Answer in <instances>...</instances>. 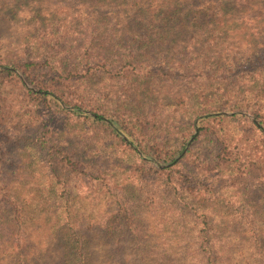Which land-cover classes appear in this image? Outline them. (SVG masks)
<instances>
[{"label":"trees","instance_id":"obj_1","mask_svg":"<svg viewBox=\"0 0 264 264\" xmlns=\"http://www.w3.org/2000/svg\"><path fill=\"white\" fill-rule=\"evenodd\" d=\"M62 2L68 1L0 0V33L5 23L17 18L19 4L23 5V11L29 9L25 19L34 22L33 28L21 31L23 55L11 62H0V81L17 82L24 88L25 95L48 107L58 106L78 122L89 120L107 129L118 148L105 150V160L112 161L113 165L99 168L96 173H100L101 187L104 186L116 201L115 210L111 207L110 211L115 213L114 218L101 225L106 231L104 238L109 240L107 244L114 243L112 253L115 250L119 256L118 264H236L229 233L232 227L241 229L243 223L248 232L247 251L261 259L259 264H264V253L260 254L264 238L252 208L235 207L233 211L242 219H221V223H216L207 212L198 210L188 201L192 189L218 199L224 186L240 188L237 187L241 186L240 175L228 178L229 182H219L220 177L214 174L203 175L197 167L189 165L191 157L200 156V152L193 153V144L183 154L190 139L188 135L173 145H168L164 139L159 141L146 128L143 107L130 106L121 97L114 105L106 107L107 110L97 105L99 100H104L101 89L93 85L85 87V83L119 68L125 73L122 58L125 61L132 58L130 65L134 68L141 61L133 57V53L129 57H116L111 43L113 35L117 39L126 38L114 29L110 39L102 44L96 39L80 38L75 46L65 47L66 35L57 24L62 21L58 11L71 7ZM100 3L127 17L120 6L127 4L125 0H82L89 12ZM193 3L187 0L184 5ZM197 4L201 6L199 10L187 12L185 17L186 24L195 29L191 37L201 45L200 52L206 58L204 64L219 72L226 49L235 55V60L248 63L245 74L250 89L244 95L245 104L239 103L234 109H249L253 115L249 118L252 125L264 136V0H198ZM125 22L120 23L121 31L127 32ZM228 40L237 44L246 42V49L233 51L235 46L226 43ZM224 44L228 48L223 47ZM225 107L227 105H222L210 112L201 108L202 112L193 121L198 132L194 140L212 134L209 123L221 121L228 114ZM2 125L0 121L6 143L3 148L15 146L13 154L19 155L20 161L17 168L8 170L5 167L7 153L0 152V264H96L95 242L100 232H96L94 224H89L86 230L82 223L73 220L65 182L55 165L44 163L40 157L43 152L54 156L63 148L64 141L59 137L55 139L48 125L38 120L31 123L18 120L4 125L3 128L12 130L11 134ZM61 136L64 139L63 134ZM218 150L212 156L225 170L244 171V167L254 163L243 153L231 154L225 142ZM106 152L109 153L106 155ZM121 153L131 158V163L124 165ZM140 153L156 158L162 166L141 157ZM63 159L70 168L86 173L79 161L68 155ZM21 165L28 170H24L26 177L31 178L41 196L36 205L23 203L21 199ZM116 170L128 176L121 186L108 183L107 177L101 178L104 173ZM60 190L61 199L57 196ZM35 194L29 193L30 196ZM31 209L35 210L34 214ZM127 232L131 233L132 241L128 243L131 249L123 248ZM117 241L122 244L119 246Z\"/></svg>","mask_w":264,"mask_h":264},{"label":"rangeland","instance_id":"obj_2","mask_svg":"<svg viewBox=\"0 0 264 264\" xmlns=\"http://www.w3.org/2000/svg\"><path fill=\"white\" fill-rule=\"evenodd\" d=\"M67 1L62 3L71 8L63 12L59 9L62 21L57 22L62 27V33L66 35L65 47L75 46L80 38L96 39L97 43L102 44V41L110 39L115 30L126 38L117 39L118 37L113 35L114 41L111 43L116 57H129L133 53V57L141 61L139 66L134 68L130 65L132 58L127 61L122 58L125 62V73L119 68L111 74L98 75L85 83V87L93 85L101 89L99 91L105 101L99 100L97 105L107 110L106 107L114 105L117 98L121 97L130 106L143 107L146 110V115L142 116L146 128L159 141L164 139L168 141V145H173L182 136L188 135L190 139L183 154L193 144V153L200 152V156L191 157L189 165L197 167L203 175L214 174L220 177L219 182L240 175L238 179L241 186H237L240 188L224 186L218 199L198 194L192 189L188 201L198 210L207 212L216 223H221V219H242L233 211L235 207L252 208L259 232L264 238V136L252 125L250 119L253 115L249 109H234L239 103L245 104L244 95L250 89L245 74L248 63L241 59L235 60V55L226 49L227 53L222 57L219 72L204 64L206 58L200 52L201 45L191 37L195 29L186 24L185 17V13L199 10L201 6L197 4L198 0H193L192 5H184L187 0H125L127 4L120 6L122 13L127 17L120 15L119 11L109 10L101 3L89 12V9L83 6L82 0ZM18 8L17 18L5 23L0 33V62L3 63L23 55L21 31L34 26L33 21L25 19L29 9H25L27 12L23 11L22 4H19ZM120 20L126 21L123 26L128 27L127 32L121 31ZM45 24L49 25L50 22ZM226 43L234 45L233 51L238 52H243L247 45L246 42L237 44L232 40ZM223 47L228 48L226 44ZM20 76L24 80L23 75ZM112 98L115 100L111 101ZM222 105H227L225 108L228 114L221 121L209 123L212 134L194 140L198 132L193 127V121L202 112L201 108L210 112L211 109L221 108ZM0 115V121L4 125L18 120L27 123L37 120L43 122L51 129L55 139L59 137L60 141H64L63 148L61 147L54 156L43 152L40 157L46 164L53 163L60 178L65 182L68 191L65 193L69 195L73 220L82 223L86 230L89 224H94L96 232H100L95 242L96 264H118L116 251L112 253L114 243L107 244L109 240L104 238L106 231L101 225L103 221L114 218L115 213L110 211L111 207L115 210L116 201L104 186L101 187L100 173H96L99 168L113 165L112 161L105 160V150L118 148L106 132L107 129L89 120L85 123L78 122L71 113L63 112L58 106L51 108L25 95L21 84L10 81H0ZM199 119L200 117L196 120L197 126ZM3 129L8 133L12 131L7 127ZM3 133L0 131V152L7 153L5 167L8 170L17 168L20 158L19 155L17 157L13 154L16 147L11 145L4 150L6 143ZM223 142L230 147L231 154L243 153L254 161L253 165L244 167V171H235L232 168L225 170V166L220 168L219 161L212 155L219 151ZM108 153L106 152V155ZM66 155L79 161L86 173L70 168L63 159ZM140 155L162 166L156 158L143 156L141 153ZM119 156L124 165L131 163V158L127 155L121 153ZM23 167L21 165V199L23 203L36 205L41 196L33 187L31 178L26 177L28 170ZM103 177H107L108 183L120 186L128 178L119 170L104 173L101 178ZM61 191L57 192L59 199ZM29 193L36 194L30 196ZM9 209L13 210L12 207ZM141 210L143 212L144 208ZM31 211L35 213L34 209ZM27 233L30 234V230ZM229 234L236 264L260 263V258L247 251L248 232L244 223L241 229L232 227ZM130 235L131 233H126L124 249H131L128 245L132 241ZM117 242L119 246L122 244ZM261 253H264V246Z\"/></svg>","mask_w":264,"mask_h":264}]
</instances>
